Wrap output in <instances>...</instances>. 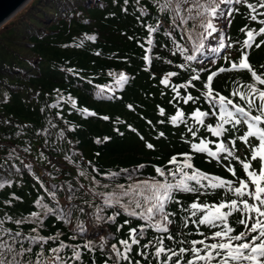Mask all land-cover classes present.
<instances>
[{
	"label": "snow or ice",
	"instance_id": "1",
	"mask_svg": "<svg viewBox=\"0 0 264 264\" xmlns=\"http://www.w3.org/2000/svg\"><path fill=\"white\" fill-rule=\"evenodd\" d=\"M128 4L129 0H124L122 11L126 14ZM131 14L146 32V36L137 41L144 52L141 70L151 73L150 78L155 80L154 61L171 66L158 83L163 85L162 96L171 92L168 103L173 106L174 113L168 114L165 107L158 104L159 120L153 122L143 116L141 119L145 120L157 142L171 143L158 125H170L177 131L183 128L180 140L189 150L172 154L163 166L141 162L132 169L111 172L92 161L85 162L81 153L73 152L65 159L77 168V183L67 185L53 183L55 176L43 169L36 175L29 162L25 167L40 186L34 210L19 218L7 213L0 218V264H85L86 254H91L90 264H96L98 250L106 257L104 264H264V64L254 66L250 59L253 49L264 47V0H148L147 4L135 0ZM237 16L243 17L246 23L239 30L243 38L234 40L229 29ZM87 39L95 43L98 37L91 35ZM75 46L83 48L84 43L81 41ZM159 49L166 50L168 57L159 55L158 51L153 54ZM94 54L99 57L102 51L96 50ZM129 59L125 58V63ZM67 71L81 82L93 84L94 78L88 79L73 68ZM237 73H246L248 80L238 79L234 75ZM107 76L113 83L95 84V99L122 101L126 86L135 77L112 70ZM221 78H225L223 85ZM55 92L56 103L50 107L59 109L56 115L66 126L59 131L58 142L66 141L75 148L66 133L75 132L77 126L64 119L63 102L70 107L69 114L76 113L85 120L111 121L114 132L120 137L126 134L120 128L124 125L127 132L143 142L146 150L158 151L157 144L146 139L126 120L119 116L113 120L109 115L82 107L77 98L71 94L65 96L59 88ZM186 106H190L188 110ZM126 107L135 112L137 106L127 104ZM48 123L50 128L57 127L51 120ZM37 135L47 137L50 132L43 129ZM112 139L105 135L95 138L94 143L107 145ZM238 141L245 146L243 158L239 154ZM24 151L30 153V147ZM197 154H201L206 163L225 169L232 178L197 167L194 163ZM77 155L81 156L79 163L75 159ZM100 155V151L95 153L97 158ZM41 158L48 159L43 151L37 160ZM15 160H20V155L13 149L5 160L4 170L22 177L23 170L10 163ZM149 167L154 175L138 179ZM122 176L130 182H119ZM101 178L111 183H102ZM82 180L88 183H81ZM13 183L3 179L0 190ZM81 190L85 196L93 198L90 203L85 200V204L94 209L87 214L96 220L115 224L118 217H127L118 226V232L134 221L140 223L129 227L127 239H120L110 247L107 246L110 234L101 235V243L97 245L87 236L83 224L76 229L86 237L82 244L64 242L59 232L42 235L45 221L50 217L70 224L73 208L86 213L85 207L72 203ZM61 192L66 197L63 205L59 199ZM182 194L191 195L192 202L185 204L179 198ZM204 197L213 202H202ZM13 200L23 202L12 193L4 203L11 207ZM172 205H177L178 211L171 210ZM109 210L111 215H107ZM26 225L30 226L27 234ZM234 225L242 229L237 231ZM149 230L154 233L151 238ZM196 235L201 238H188ZM77 238L78 235L71 237Z\"/></svg>",
	"mask_w": 264,
	"mask_h": 264
},
{
	"label": "trees",
	"instance_id": "2",
	"mask_svg": "<svg viewBox=\"0 0 264 264\" xmlns=\"http://www.w3.org/2000/svg\"><path fill=\"white\" fill-rule=\"evenodd\" d=\"M143 3L147 4L148 0H143ZM134 4L135 0H129L126 14L122 11L125 6L124 0H31L26 7L0 27V182L3 179L14 181L11 187L6 186L0 190V218L6 213L13 218H19L34 210L33 204L40 186L25 167L29 162L33 164L36 175H40L43 169L55 176L53 183L67 185L69 182L77 183V168L65 159L66 155H71L73 152L81 153L85 162L92 161L106 172H111L122 168L132 169L141 162L163 166L172 154L189 150L188 145L180 140L183 128L177 131L170 125H158L166 132L171 143L163 140L157 142L149 132L145 120L141 119L143 116L153 122L159 120L158 104L165 107L168 114L174 113V108L168 103L171 92L162 96L163 85L158 83L171 66L161 61H154L152 72L155 73V80L150 78L151 73L141 70L144 64L141 57L144 52L138 47L137 41L145 37L146 32L140 27L135 15L131 14ZM152 11L155 12V9ZM245 23L246 20L241 16H237L233 21L229 32L234 40L243 38L239 30ZM91 35L98 37L95 43L87 39V36ZM129 36H135L136 39L129 40ZM81 41L84 47H76L75 45ZM96 50H101L102 55L97 57L94 54ZM157 51L159 55L168 57L166 50H155L153 54H157ZM231 51L235 52L236 49ZM125 58H130L127 63ZM231 58L230 56L229 59ZM250 59L254 66L264 64V47L259 50L253 49ZM69 68L85 74L88 79L94 78L93 84L81 82L78 77L67 71ZM109 70L124 71L135 77L126 86L122 101L100 102L95 99V84L113 83L112 78L107 76ZM234 75L243 81L248 80L246 73ZM220 83L223 85L225 78H221ZM57 88L65 96L71 94L77 98L82 107H89L101 115H109L113 120L117 116L126 120L146 139L157 144L158 151L153 153L146 150L143 142L135 134L127 132L124 125L120 128L126 134L120 137L114 132L111 121H102L98 118L85 120L76 113L69 114L71 109L63 102H61V108L64 119L77 126L75 132L66 133L67 139L73 142L75 148L66 141L58 142L59 131L66 126L56 115L59 109L50 107L52 103H56L55 89ZM127 104L137 106L135 112L128 110ZM188 107L190 106H186V110ZM50 120L57 127L50 128L48 123ZM43 129H48L50 135L38 136L37 132ZM105 135L113 137L109 144L98 146L94 143L95 138ZM29 147L30 153L25 152L24 149ZM238 148L243 158L245 146L238 141ZM13 149L19 153L20 160L10 161V163H15L23 170L22 177L10 175L4 170L5 160L10 157ZM41 151L48 157L47 160L43 158L37 160ZM97 151L101 152L99 158L95 156ZM75 159L79 163L81 156L77 155ZM194 163L211 174L232 178L225 169L206 163L201 154L196 155ZM150 175H154V170L149 167L139 175L138 179H144ZM101 179L102 183H111L105 178ZM80 182L88 183L87 180ZM119 182L129 183L130 181L122 176ZM103 190L100 189V191ZM12 193L21 197L23 202L13 200L12 206L8 207L4 201L10 199ZM65 198L63 192L59 193L61 205L64 204ZM179 198L185 204L193 200L191 195L182 194ZM92 199L90 195L85 196L82 190L78 191L77 199L72 203L85 207L86 213L73 208L70 224L50 217L45 221L42 235H55L59 232L60 239L64 242L82 244L86 242V237L84 234H78L76 229L79 224H83L87 230V236L91 237L97 245L101 243V235L105 232L110 234V239L107 241V246L110 247L112 243L118 244L120 239H127L129 227H135L140 223L134 221L132 225H125L118 232V226L127 217L123 215L118 217L115 224L96 220L94 216L87 214L94 209L88 208L85 204V200L90 203ZM201 199L202 202L204 200L213 202L208 197ZM97 203L100 201L97 200ZM171 210L178 211V206L172 205ZM107 215H111V210ZM234 226L237 231L242 229V226ZM29 230L30 226L26 225L25 233L27 234ZM201 230L207 231L205 228ZM73 235H78V238L71 239ZM153 235L154 233L149 230V238ZM188 238L201 237L196 235ZM90 256L91 254L84 256L85 264H90ZM25 259L28 258L25 257ZM105 259L106 257L98 250L96 264H104Z\"/></svg>",
	"mask_w": 264,
	"mask_h": 264
},
{
	"label": "water",
	"instance_id": "3",
	"mask_svg": "<svg viewBox=\"0 0 264 264\" xmlns=\"http://www.w3.org/2000/svg\"><path fill=\"white\" fill-rule=\"evenodd\" d=\"M31 0H0V27L12 19Z\"/></svg>",
	"mask_w": 264,
	"mask_h": 264
}]
</instances>
